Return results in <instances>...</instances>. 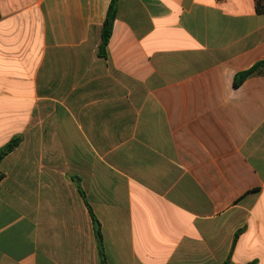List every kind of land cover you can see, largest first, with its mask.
<instances>
[{"label":"crops","instance_id":"crops-1","mask_svg":"<svg viewBox=\"0 0 264 264\" xmlns=\"http://www.w3.org/2000/svg\"><path fill=\"white\" fill-rule=\"evenodd\" d=\"M111 3L0 0V264H264L258 0Z\"/></svg>","mask_w":264,"mask_h":264},{"label":"trees","instance_id":"trees-1","mask_svg":"<svg viewBox=\"0 0 264 264\" xmlns=\"http://www.w3.org/2000/svg\"><path fill=\"white\" fill-rule=\"evenodd\" d=\"M117 3L118 0H112V3L109 7V10L107 12L106 18L103 23V28H102V34H101V43L99 46V51L98 55L102 58L106 57V51L107 47L110 41V38L112 36L113 32V26H114V21L116 19L117 15ZM258 12H264V5H263V0H258ZM264 68V61H260L256 63L254 66H252L250 69L241 72L236 75L235 80H234V86L238 87L240 86L247 78L250 76L257 74L260 72V70ZM22 142V136L16 135L14 136L8 143H6L3 147L0 148V165L2 161L10 155L12 152H14L19 145ZM4 175L0 174V180L3 179ZM78 184V189L81 193V195L85 198V193L82 190L81 184ZM92 221L94 224V229H95V235L98 243L99 250L101 252V257H102V262L103 264L105 263V254H104V244H103V235L101 231V223L95 216L92 208L88 205ZM238 235H236L237 239ZM235 239V241H236Z\"/></svg>","mask_w":264,"mask_h":264}]
</instances>
